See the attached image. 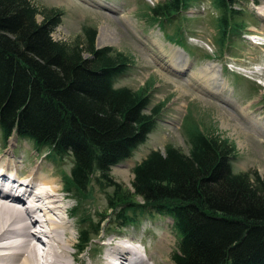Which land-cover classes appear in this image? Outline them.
<instances>
[{
	"label": "trees",
	"instance_id": "1",
	"mask_svg": "<svg viewBox=\"0 0 264 264\" xmlns=\"http://www.w3.org/2000/svg\"><path fill=\"white\" fill-rule=\"evenodd\" d=\"M194 1L162 0L150 12L166 18ZM212 2L222 41L240 10L235 0ZM61 15L31 0H0L2 141L16 135L36 151L71 157L65 191L82 195L91 181L111 188L106 208L120 226L146 214L169 217L177 237L172 264H264V178L233 171L235 150L226 139L188 128V152L172 144L151 149L134 165L131 188L114 180L111 167L146 141L163 104L150 106L143 88L114 85L132 59L97 47L94 27L84 26L71 43L54 40ZM99 230L97 222L78 231L79 251Z\"/></svg>",
	"mask_w": 264,
	"mask_h": 264
},
{
	"label": "rangeland",
	"instance_id": "2",
	"mask_svg": "<svg viewBox=\"0 0 264 264\" xmlns=\"http://www.w3.org/2000/svg\"><path fill=\"white\" fill-rule=\"evenodd\" d=\"M31 1L39 9L62 12L51 33L56 41L71 43L84 26L94 27L97 47L111 46L132 59L114 85L143 88L150 96V106L163 104L146 141L130 158L111 167V176L123 189L131 188L132 169L149 150H163L172 144L188 152L187 129L194 126L234 146V172L256 171L264 178V68L260 67H264V0H235L234 7L240 13L229 19L222 41L220 11L212 0H195L166 18L150 12L162 0ZM103 27L112 36L110 40L101 39ZM97 40L102 43L97 44ZM181 67L185 71L179 74ZM245 107L248 120H241L240 111ZM231 124L245 129L251 139L238 137V128ZM2 155L20 170L38 168L39 176L53 178L59 194L65 197L63 202L59 197L63 210L66 206L72 209L65 235L71 245L75 244L70 255L77 251L78 231L99 222V234H90L93 240L84 251L76 252L72 263L100 264L107 248L102 247L103 242H124L149 258L148 264H172L177 237L169 217L146 214L138 216L134 224L120 226L116 214L106 208L111 188L91 181L82 195L72 187L65 191L63 182L71 169V157L57 159L45 149L36 151L29 141L16 135L4 143L0 133Z\"/></svg>",
	"mask_w": 264,
	"mask_h": 264
},
{
	"label": "bare ground",
	"instance_id": "3",
	"mask_svg": "<svg viewBox=\"0 0 264 264\" xmlns=\"http://www.w3.org/2000/svg\"><path fill=\"white\" fill-rule=\"evenodd\" d=\"M101 29V39L110 40L112 36L108 31L104 27ZM100 43L97 40V44ZM177 71L182 74L185 68ZM247 108L241 109V120H248ZM232 127L239 129L236 135L245 138L244 141L251 139L242 127ZM4 159V155L0 156V264H74L72 260L79 248L70 255L75 244L71 245V239L65 238L72 209L66 206L63 210L59 197L62 202L65 197L59 194L55 181L39 176L38 168L29 167L23 171ZM108 243H102V247L107 248L100 264L149 263V258L142 257L135 247L124 242ZM42 245L45 246L43 250Z\"/></svg>",
	"mask_w": 264,
	"mask_h": 264
}]
</instances>
